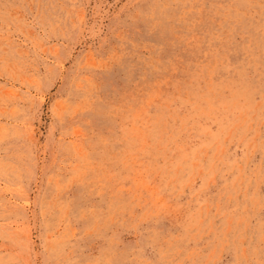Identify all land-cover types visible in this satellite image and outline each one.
<instances>
[{
	"label": "rangeland",
	"instance_id": "1",
	"mask_svg": "<svg viewBox=\"0 0 264 264\" xmlns=\"http://www.w3.org/2000/svg\"><path fill=\"white\" fill-rule=\"evenodd\" d=\"M0 264H264V0H0Z\"/></svg>",
	"mask_w": 264,
	"mask_h": 264
}]
</instances>
